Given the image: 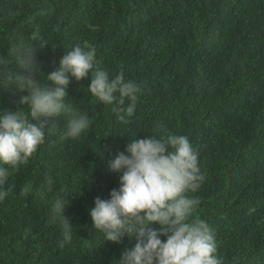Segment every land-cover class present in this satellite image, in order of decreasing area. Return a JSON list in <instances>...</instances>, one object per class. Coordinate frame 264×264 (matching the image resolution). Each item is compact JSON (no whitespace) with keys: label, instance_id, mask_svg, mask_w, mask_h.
I'll return each mask as SVG.
<instances>
[{"label":"trees","instance_id":"16d2710c","mask_svg":"<svg viewBox=\"0 0 264 264\" xmlns=\"http://www.w3.org/2000/svg\"><path fill=\"white\" fill-rule=\"evenodd\" d=\"M85 42L96 49L95 67L110 79L123 71L138 85L134 114L121 122L115 103L90 93V76H69L65 102L90 126L72 138L65 135L70 116L53 118L28 163L9 168L0 264H118L136 238L106 240L90 209L120 186L122 172L111 171L110 160L127 154L135 138L168 134L187 136L198 151L204 180L187 193L199 199L190 221L212 230L221 264H264V0H0V55L36 48L34 78L42 86L64 53ZM24 95L27 89L0 88V111L20 110L31 121L19 103ZM58 199L73 225L62 249L61 217L53 220Z\"/></svg>","mask_w":264,"mask_h":264},{"label":"clouds","instance_id":"9594fccd","mask_svg":"<svg viewBox=\"0 0 264 264\" xmlns=\"http://www.w3.org/2000/svg\"><path fill=\"white\" fill-rule=\"evenodd\" d=\"M35 52L36 48L20 45L13 47L8 58L0 55V88L27 89L28 95L19 103L28 105L32 118L30 121L20 110L0 111V164L8 166L0 167V201L10 191L2 187L9 168L18 170L28 163L44 143L45 129L53 118L70 116L65 133L68 137H79L89 128V118L72 115L71 105L65 102L69 76L77 81L90 76V93L104 104L115 103L117 119L124 123L134 114L140 91L138 85L125 79L123 71L110 79L106 71L95 67L96 49L88 42L64 53L59 67L46 76L51 84L42 86L40 79L34 78L39 72ZM13 61L15 69L11 67ZM20 69L29 75L20 74ZM125 99L129 101L127 107H123ZM125 151L127 154L119 152L109 161L111 171L122 172L119 188L111 190L110 199L97 197L90 209L93 228L103 232L106 240L121 243L125 236L136 238L135 246L123 252L118 264H221L212 230L203 220L190 221L199 199L187 193L196 192L204 176L198 166V151L188 137L168 134L158 140L135 138ZM47 183L50 191L53 181ZM30 192V185L22 190L25 196ZM65 204L66 200L58 199L53 206V220L61 217V249L72 239L73 225L64 214ZM150 223L160 227L149 228Z\"/></svg>","mask_w":264,"mask_h":264}]
</instances>
